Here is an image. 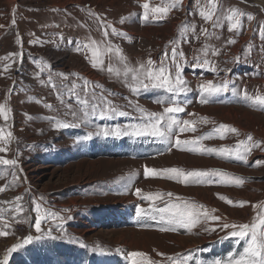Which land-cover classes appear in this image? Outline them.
Returning a JSON list of instances; mask_svg holds the SVG:
<instances>
[{
  "label": "rangeland",
  "instance_id": "obj_1",
  "mask_svg": "<svg viewBox=\"0 0 264 264\" xmlns=\"http://www.w3.org/2000/svg\"><path fill=\"white\" fill-rule=\"evenodd\" d=\"M164 2L0 0V104L11 110L7 121L0 117V127L13 134L7 152L0 156L18 160L15 168L0 165V173L8 168L7 174H0V187L14 185L0 193V201L11 202L0 204V208L11 209L15 197L20 195L28 209L15 218L12 211L0 216V232L6 233L0 236V264L5 256L7 264H78L88 256L92 257L88 264H100L102 256L110 253L122 255L124 264H131L132 252L144 253L157 264H171L168 257L187 258V264H212L243 252L245 241L238 243V238L227 236L231 229H222L220 225L251 224L257 219L259 206L264 204V163L253 165L264 161V151L253 149L248 163H244L216 152L209 154L204 149H231L249 134L264 148V108L254 107L244 98L245 91L249 95L264 94V4L261 3L262 8L255 4L257 0H218V14L226 15L231 8L244 14L239 30L229 31L230 22L226 19L218 28L205 21L199 15L197 0H183L182 6L172 9L163 19L153 20L150 15L148 21L144 20V3L156 7ZM121 18H126L125 23H120ZM103 21L127 37L113 36L111 29L109 36L104 37L100 26ZM186 24L195 25V32L185 31ZM202 29L211 35H204ZM231 39L236 43L228 44ZM34 40L43 43L34 44ZM91 40L100 45L103 60L95 68L89 49L76 51L78 43ZM109 43L121 50L126 58L123 63L114 53L104 52ZM173 47L184 54L180 61L182 75L190 88L176 97L184 111L175 115L181 122L194 121L191 127L195 131L174 130L172 140L167 142L155 137L104 135L105 130L143 123L137 105L155 113L171 106L156 102L170 95L163 89L141 88L133 92L131 74L125 83L123 69L125 63L138 68L149 59L157 67L163 54H170ZM214 50L218 54L214 55ZM12 53H22V60L17 56L4 59ZM196 57L202 66H195ZM204 60L208 63L204 64ZM45 63L50 65L63 98L72 104L78 116L83 114L67 93L76 84V90L82 94L84 79L89 81L90 91L105 96L127 115L102 119L97 114L89 116L86 122L76 120L60 103L57 89L47 84L49 69L40 71ZM109 67L119 70L121 75L109 73ZM57 73H64L67 79ZM207 81L214 85L227 81L228 90L209 97L208 103H201L200 85ZM45 105H52V109ZM57 121L79 126L56 128ZM221 124L237 131L225 132L220 138L221 134L214 129ZM89 134L91 138L85 139ZM209 134L211 138L198 140ZM177 135L181 141L198 142L176 147ZM125 151L128 155L111 154ZM171 168L185 174L221 170L232 179L225 177L217 183L221 177L215 176L211 178L213 183H207L208 178H204V183H192V178L185 182L183 177L173 179L170 177L174 174L163 171ZM146 169L155 171L146 175ZM235 177L242 178L244 183L237 186ZM137 189L141 190L140 195L136 194ZM158 193L163 195L160 200L142 198ZM167 193L173 195L168 197ZM33 200L65 219L45 220L37 232ZM181 200L203 205L200 211L206 210L210 217L221 219H209L190 230L177 226L175 231H161L159 218L136 216L137 208L152 213L154 207ZM239 202L246 203L240 207ZM29 235L32 241L24 243ZM17 244L22 247L9 253ZM239 244L234 251L232 248ZM136 259L144 264V256Z\"/></svg>",
  "mask_w": 264,
  "mask_h": 264
},
{
  "label": "snow or ice",
  "instance_id": "obj_2",
  "mask_svg": "<svg viewBox=\"0 0 264 264\" xmlns=\"http://www.w3.org/2000/svg\"><path fill=\"white\" fill-rule=\"evenodd\" d=\"M183 0H166V2L162 3L156 7H150L148 3H144L142 5L144 9L143 18L145 21L149 20V16L151 15L153 20H160L166 17L172 9L179 8L182 6ZM197 3L200 4L199 15L205 21H211L213 28L221 27L222 20L226 19L230 22L229 31L239 30L241 26L240 17L244 15L239 9L231 8L228 11V14L224 15L223 13L218 14L219 12V4L218 0H197ZM90 15L95 16V13H91ZM97 21H101L100 17H96ZM126 18H121L120 23H125ZM249 20L252 19L251 16L248 17ZM13 24H15V20H13ZM100 26L103 28L104 37L109 36L108 29H111V34L113 36H122L127 37L126 33L118 31L117 28L111 26L106 21H103ZM185 31L191 30L193 33L195 32V25H185ZM202 33L204 35H211L207 29H202ZM63 39V37H62ZM17 42L20 43L19 37L17 38ZM32 43H43L39 40H34ZM68 43H72V41H68ZM175 44V41H173ZM228 44H235L236 41L234 39L228 40ZM89 49L91 51V63L92 67H97L98 65L103 64V60L100 52V45L97 41L91 40L90 43H78L76 45V51L80 52L82 50ZM105 53H114L117 57H119L120 61L123 63L126 58L121 54V50L118 47H113L110 43L104 48ZM213 54H218V50H214ZM183 52L177 51L176 47L171 49V53L165 52L162 56V59L159 63V66L153 67L154 61L149 59L147 63H141L138 68L129 67L126 63L124 64L123 76L125 79V83H127V78L129 74H131V80L134 84L131 86L133 92H138L141 88L144 90L151 89H163L164 92L170 94L167 99H158L157 103H168L171 106L165 107L162 113L148 112L145 109L139 108L137 105V110L141 113V119L144 121L138 125H132L126 127L124 129H115V130H105L104 135H126V136H134V137H155L161 139L162 141H171L174 135V130H178V132H186V131H195L192 124L194 121H183L181 122L176 118L177 113H181L184 111V108L179 105L176 97L181 95L182 93H186L190 91L188 87L187 81L184 79L182 75V67H181V58H183ZM12 56L20 57L21 60L23 58L22 53H12L9 54L8 57H4V59H10ZM239 59V58H237ZM170 61V63H169ZM196 64L195 66H202L199 57L195 58ZM186 62V61H185ZM204 64L208 63L207 60L203 61ZM9 65L8 67H10ZM45 69H49L47 84L51 85L54 89H57V97L60 100V103L69 110V113L78 121L86 122L89 116L99 115L100 118H111L113 115H127V113L120 111L118 107L112 104L111 100H108L105 96L100 95L97 96L94 90H89V81L84 79L83 83V93L78 92L77 85L73 84L71 88L68 89V99L74 100L75 103L79 106V111L82 112V116L77 115V111L73 110L72 104L67 103L63 98L64 93L59 90L58 86L54 83V78L50 71V65L45 63L44 67L40 69L41 72H44ZM174 69V71H173ZM215 70V68H213ZM109 73L115 71L116 76H120L121 72L119 70H114L112 67L108 68ZM59 77H63L67 79L64 73H57ZM37 77H39V73H37ZM147 81V82H145ZM41 83H45L41 81ZM227 81L222 84L214 85L211 81H207L200 85V90L202 93L201 103H208L209 97H212L220 92L228 90ZM62 87V86H61ZM235 92L236 89H233ZM244 98L247 101H250L252 106H260L264 108V94L257 92L255 95H249L247 91L244 92ZM131 103V101H129ZM49 109H52V105H45ZM10 109L5 104H0V117H3L5 121L9 119ZM50 120H54V117H49ZM79 123H69V122H61L57 121L55 123L56 128H67V127H77ZM236 132L237 129L229 128V126L221 124L218 128L214 129L215 133H220V138H223V133L225 132ZM91 138V134L85 137V139ZM211 138V134L208 136L199 137L198 140ZM13 139L12 132L5 133L4 128L0 127V153L7 152V145ZM198 141H181L179 136H176L175 146L180 147L181 144H191L196 143ZM260 148L261 151H264V148H261V144L258 141H254L253 137L249 134L245 140H240L233 148H220V149H204L205 152L209 154L212 152H216L218 155L223 156L224 158H234L239 161H243L244 163H248V156L251 154L253 149ZM191 150V149H189ZM264 163V161H256L253 166H258ZM18 164V160L16 158L6 159L0 156V165L2 166H11L15 168ZM155 170L146 169L145 174H152ZM167 173L174 174L170 178L183 177L185 182H189V178H192L190 182L192 183H204V178L207 179V183H213L212 177L219 176L221 177V181H216L217 183L223 182L225 177H229L228 173H225L221 170H209V171H190L188 173H184L180 169L171 168L163 170ZM8 168L6 167L3 170V173L7 174ZM12 175L15 177L16 173L13 172ZM229 179H232L229 177ZM235 182L237 186L244 183V180L239 177H235ZM9 186L14 185H5L4 187H0V193L4 192L5 189ZM140 189L136 190V194L140 195ZM168 197H171L172 193L166 194ZM148 200L156 201L163 198L162 194L152 195L149 194L147 197H142ZM224 199V197H220ZM41 199H43L41 197ZM178 200L180 198H177ZM23 197L18 195L15 197V203H12L11 209L0 208V216L3 213L12 211L13 217L17 214L24 213L28 209L25 204L22 203ZM11 203L9 201H0V204H8ZM228 203H232L231 200ZM246 202H239V206L243 207ZM34 209L33 211L36 213L35 218V229L37 232L41 231V224L45 220H56L62 222L65 218L60 216L59 212H54L51 209H45L42 207L40 203H37L33 200ZM203 208V205L197 206L195 203L188 201H180V202H168L164 207H154L153 212H146L142 208H137L136 216L138 218H148L151 220H157L159 218V222L162 223L161 231L172 230L175 231L176 227L192 229L196 227L201 222H206L209 219L213 221H219L221 217L219 216H211L208 211H200ZM260 211L257 214V219L255 222L251 224H235V223H223L220 225L222 229H231L227 233V236L236 237L237 242L245 241V247L242 253H239L238 257H230L228 261H213L212 264H264V204L259 206ZM64 212L69 211L68 209H64ZM212 211H215L213 209ZM67 219H71L70 216ZM7 226V225H5ZM209 230V229H206ZM215 231V228L211 229ZM50 234V230H49ZM6 235L5 232H0V236ZM39 237H37L38 239ZM33 239L32 236H27L24 240V243H29ZM84 246V245H82ZM22 247V245H13L12 248L9 249V253L15 252L17 248ZM97 250L101 253L104 252L102 248L97 245ZM132 257L131 264H141L140 261L136 259V257H145L144 264H157L155 261H151L146 257L144 253L140 252H132L130 253ZM171 264H187V258L182 259H174L173 257L167 258ZM2 264H7V256H5ZM199 264V262H198Z\"/></svg>",
  "mask_w": 264,
  "mask_h": 264
},
{
  "label": "bare ground",
  "instance_id": "obj_3",
  "mask_svg": "<svg viewBox=\"0 0 264 264\" xmlns=\"http://www.w3.org/2000/svg\"><path fill=\"white\" fill-rule=\"evenodd\" d=\"M12 1L14 2L15 0ZM261 3L264 4V1L257 0V2H255L256 5L263 8ZM102 257H103V261L100 262V264H124L125 262L124 257L122 255H118L114 253L104 254Z\"/></svg>",
  "mask_w": 264,
  "mask_h": 264
},
{
  "label": "trees",
  "instance_id": "obj_4",
  "mask_svg": "<svg viewBox=\"0 0 264 264\" xmlns=\"http://www.w3.org/2000/svg\"><path fill=\"white\" fill-rule=\"evenodd\" d=\"M111 154H113L114 156H121V155H128V152L125 151V152L111 153ZM93 156H98V155L97 154H94ZM239 247H240V244L237 245L236 247L232 248V249H234V251H235L236 249H239ZM71 248H73V247H71ZM62 252H63V250L61 249V253ZM89 257H91V256H88L86 259H88ZM86 259H84V260H86Z\"/></svg>",
  "mask_w": 264,
  "mask_h": 264
},
{
  "label": "built area",
  "instance_id": "obj_5",
  "mask_svg": "<svg viewBox=\"0 0 264 264\" xmlns=\"http://www.w3.org/2000/svg\"><path fill=\"white\" fill-rule=\"evenodd\" d=\"M26 230V228H24V231Z\"/></svg>",
  "mask_w": 264,
  "mask_h": 264
}]
</instances>
